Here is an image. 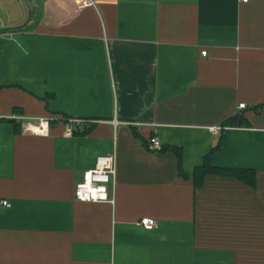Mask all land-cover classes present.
<instances>
[{
	"label": "crops",
	"instance_id": "crops-1",
	"mask_svg": "<svg viewBox=\"0 0 264 264\" xmlns=\"http://www.w3.org/2000/svg\"><path fill=\"white\" fill-rule=\"evenodd\" d=\"M218 143L253 186L194 187ZM104 155L114 203L76 201ZM2 201L0 264H264V0H0Z\"/></svg>",
	"mask_w": 264,
	"mask_h": 264
},
{
	"label": "built area",
	"instance_id": "built-area-1",
	"mask_svg": "<svg viewBox=\"0 0 264 264\" xmlns=\"http://www.w3.org/2000/svg\"><path fill=\"white\" fill-rule=\"evenodd\" d=\"M239 1L242 4H247L252 0ZM202 55L205 56V52H203ZM238 109H245V105L240 104ZM77 122L79 121H67L68 124ZM51 125V119L39 118L22 124L21 129L22 132L26 134L45 136L49 133ZM65 135H71V129L69 127ZM149 144L154 149L160 148V143L155 138L150 139ZM115 176L116 167L114 157L107 155L98 156L95 160L94 168L85 172L82 181L75 186L74 199L81 203L113 204L114 201L108 194V185L111 181H114ZM0 205L4 207L9 206L6 201L0 202ZM140 226L145 230H153L156 227V222L153 219L145 218L140 221Z\"/></svg>",
	"mask_w": 264,
	"mask_h": 264
},
{
	"label": "trees",
	"instance_id": "trees-1",
	"mask_svg": "<svg viewBox=\"0 0 264 264\" xmlns=\"http://www.w3.org/2000/svg\"><path fill=\"white\" fill-rule=\"evenodd\" d=\"M248 122L242 115H237L233 119L226 121L224 127H243L247 126ZM150 141V140H149ZM220 143H218L211 151L203 158L202 165L196 167L194 173L191 176L193 185L196 189H199L204 181V178L209 175L235 178L248 186H253L255 183V173L252 170H238L229 168H218L213 166L211 162L212 155L219 149ZM172 152L178 160L179 176L187 180L189 177L181 169V152L177 148H167L166 151Z\"/></svg>",
	"mask_w": 264,
	"mask_h": 264
}]
</instances>
